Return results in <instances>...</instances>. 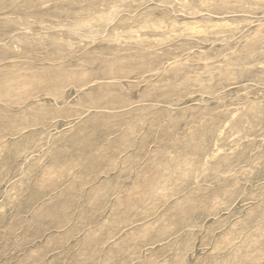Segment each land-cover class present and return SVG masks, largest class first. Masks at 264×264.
Segmentation results:
<instances>
[{
	"label": "rangeland",
	"instance_id": "374dc122",
	"mask_svg": "<svg viewBox=\"0 0 264 264\" xmlns=\"http://www.w3.org/2000/svg\"><path fill=\"white\" fill-rule=\"evenodd\" d=\"M0 264H264V0H0Z\"/></svg>",
	"mask_w": 264,
	"mask_h": 264
}]
</instances>
